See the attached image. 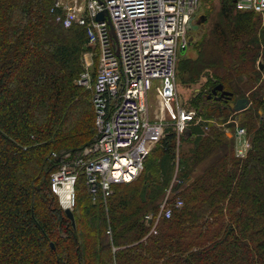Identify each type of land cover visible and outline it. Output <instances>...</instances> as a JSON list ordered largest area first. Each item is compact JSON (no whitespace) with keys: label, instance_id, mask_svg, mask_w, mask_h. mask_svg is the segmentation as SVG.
I'll return each instance as SVG.
<instances>
[{"label":"trees","instance_id":"1","mask_svg":"<svg viewBox=\"0 0 264 264\" xmlns=\"http://www.w3.org/2000/svg\"><path fill=\"white\" fill-rule=\"evenodd\" d=\"M55 1L0 0V264H264V16L221 0L178 50L177 85H200L183 101L200 123L179 140L167 124L140 175L106 199L81 173L73 225L51 177L96 139L93 89L78 84L92 47L85 26L56 20ZM218 84L233 96L209 97ZM237 124L251 142L243 157ZM165 199L172 214L149 234L145 216Z\"/></svg>","mask_w":264,"mask_h":264},{"label":"built area","instance_id":"2","mask_svg":"<svg viewBox=\"0 0 264 264\" xmlns=\"http://www.w3.org/2000/svg\"><path fill=\"white\" fill-rule=\"evenodd\" d=\"M236 8L264 14V0H235ZM200 0H56V20L69 28L85 26L89 45L96 47L99 65L92 79V61L78 84L93 89L96 112V139L65 160L51 177L54 192L63 209L74 210L76 182L81 173L92 193L99 190L105 199L113 186L136 179L152 146L162 137L166 122L175 126L178 140L185 127L200 123L194 108L180 100L177 85V57ZM107 11L104 20L100 12ZM110 20V23H109ZM158 92L153 117L149 92ZM236 149L245 156L251 142L238 124ZM179 182L174 179V182ZM171 190V189H170ZM169 190V192H170ZM182 201H177L181 206ZM167 199L156 217L145 220L149 234L157 232L162 215L170 217Z\"/></svg>","mask_w":264,"mask_h":264},{"label":"rangeland","instance_id":"3","mask_svg":"<svg viewBox=\"0 0 264 264\" xmlns=\"http://www.w3.org/2000/svg\"><path fill=\"white\" fill-rule=\"evenodd\" d=\"M220 5H221V0H200L199 8H198L196 14L194 15V17L191 21V27L189 30L190 32L186 37L187 41L189 39H198L200 36H202L208 30V27L212 21L211 18H212V16H215L219 12ZM262 16H264V14H262ZM204 17H205V19H204ZM263 19L264 18H262V20ZM187 54L189 56H195L196 55L194 49H192V48L188 49ZM96 56L98 58V53H97L96 47H92V49L89 50L84 56L85 69H87V67H88L87 60L90 62L92 61V63H93L91 68H90L91 73H92V79H94L93 73L97 72L98 65H99V58L96 62V59H95ZM261 60L264 61V55L262 56ZM261 60H259V61L261 62ZM260 66L263 67L262 62L260 64ZM199 87H200L199 84H193L191 86H184V85H181L178 81V92H179L180 100L181 101H187L189 99V97L191 95H193V92H196V90H198ZM157 96H158V92H157V90H154V89H152L148 95L150 113H151L152 117H153V113L155 112V109H157L159 106ZM230 119H231V117H230ZM169 123L170 122L167 121L166 125ZM155 144L152 146V148H154L156 146ZM182 145H183V149H187L191 146V142L184 140ZM152 148L150 149V151L152 150ZM167 205H168V203H167ZM150 214L153 215L152 213H150Z\"/></svg>","mask_w":264,"mask_h":264},{"label":"water","instance_id":"4","mask_svg":"<svg viewBox=\"0 0 264 264\" xmlns=\"http://www.w3.org/2000/svg\"><path fill=\"white\" fill-rule=\"evenodd\" d=\"M107 16H108L107 11H103L97 15V19L98 20H104ZM204 19H205V17H204ZM109 23H110V20H109ZM185 48H186V44L181 45V47H180L181 50H184ZM218 92H221L220 96H217ZM213 95H216L217 99H222L223 97H226V99H230L233 96V93L224 89L222 84H218L212 89L211 93L209 94V97H212ZM229 104L233 109H235L236 112H240V111L247 109L250 106V101L248 98L243 97V98L237 99L236 101H230ZM191 134H192L191 129L189 127H185V129L183 131V136L189 137ZM64 212L66 213L68 218L71 219L73 225H75L74 212L71 209H64ZM51 245L53 246V244H51Z\"/></svg>","mask_w":264,"mask_h":264}]
</instances>
